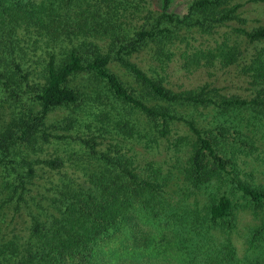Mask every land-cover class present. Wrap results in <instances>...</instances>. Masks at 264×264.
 Masks as SVG:
<instances>
[{
  "label": "trees",
  "instance_id": "16d2710c",
  "mask_svg": "<svg viewBox=\"0 0 264 264\" xmlns=\"http://www.w3.org/2000/svg\"><path fill=\"white\" fill-rule=\"evenodd\" d=\"M174 2L0 0V264H239L245 209L258 223L244 241L264 250V187L240 168L264 146V24L221 31L238 2ZM176 60L235 63L254 94L173 88L144 68ZM177 123L188 133L171 135ZM131 141L188 151L139 164ZM49 144L63 153L38 155ZM7 208L25 209L22 234Z\"/></svg>",
  "mask_w": 264,
  "mask_h": 264
},
{
  "label": "rangeland",
  "instance_id": "374dc122",
  "mask_svg": "<svg viewBox=\"0 0 264 264\" xmlns=\"http://www.w3.org/2000/svg\"><path fill=\"white\" fill-rule=\"evenodd\" d=\"M176 1L178 2H174V5L176 8H178L181 6L179 2L182 3L183 0ZM233 1H236L239 4L237 11L241 16V19L238 21L231 19L229 23L221 26L219 30H228V32L231 33V27L233 25H240L246 29H251L257 25L264 24V0ZM151 2L157 3V0H151ZM230 24L233 25L230 26ZM217 35L218 33L213 34V36ZM238 39L241 41V45L246 46L245 51H252L253 45L255 44L254 42L248 43V41H246L242 36H238ZM210 42H213L212 39ZM147 62L148 61L145 59V56H142L140 63L146 66ZM144 68L150 75H155V72H158V75L163 74L167 85H170L173 88H190L199 84L207 83L208 85H215L219 87L220 91L225 94H237L246 98L251 97L254 94L253 86L250 85L245 77L238 72L235 63H231V65L228 66H221L216 62L213 65L207 64L199 65L197 67L191 66L188 67V70H185L179 67V60H176L168 63L164 70H161L160 67H156V70L153 68L149 69L148 66ZM114 69L120 74L123 72L118 65H115ZM121 76L125 77L126 74L123 72ZM74 78L75 82H85L86 80V76H83L82 74ZM63 113L64 109L58 108L54 110V112L50 113V117L60 118ZM249 128L251 131H255L257 129V127H254V125H250ZM57 130L61 132L62 129L59 128ZM175 132L188 133V130L182 123H177L175 128L170 131L171 135L173 136ZM248 132L250 133V131ZM106 140L109 141L108 137L104 141ZM104 141L100 144V146H103ZM131 143H133L132 147L133 151L135 152V160L137 163L142 164L146 158L151 157L156 159L163 166V168L169 167L173 163L174 157L178 156L179 160H183L188 151V146H182L181 149L173 151L172 153L171 150L166 147H158L159 149L155 148L151 150L142 147L141 144L136 141H131ZM54 145L55 144H49L48 146H45L44 149L38 152V155L53 156L55 154H62V148ZM97 146H99V144ZM242 158L245 160V162L240 164V168L242 170L241 176L244 178V180L256 186L264 187V146H258V148L253 150V153L251 154L244 156L241 155V159ZM38 181H42L41 178H39ZM5 211V221L10 222L8 225L12 224L14 229L19 232V234H22L28 219L25 209L22 208L20 211L15 212L11 218L9 216L11 214L10 210L7 208ZM257 223L258 217L253 215L251 211L247 209L238 211L237 230L239 235L233 233L232 239L236 245L238 255H242L243 253L244 256H246L245 259H241L239 264H264V250L262 252H258L255 247H247V244L244 241L245 236H248L246 235L248 234V228Z\"/></svg>",
  "mask_w": 264,
  "mask_h": 264
}]
</instances>
